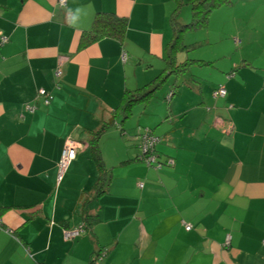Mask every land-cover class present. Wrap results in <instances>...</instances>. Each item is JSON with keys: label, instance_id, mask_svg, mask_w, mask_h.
<instances>
[{"label": "crops", "instance_id": "crops-1", "mask_svg": "<svg viewBox=\"0 0 264 264\" xmlns=\"http://www.w3.org/2000/svg\"><path fill=\"white\" fill-rule=\"evenodd\" d=\"M58 1L0 0V264H89L100 250L97 264H264V84L217 73L206 86L192 71L170 101L161 85L123 118L125 95L164 73L174 1ZM97 12L126 17L125 35L78 49ZM218 85L226 97L213 98ZM111 118L97 142L110 184L95 196L89 143ZM142 128L171 166L139 160ZM67 139L87 147L58 181ZM84 212L91 227L64 241Z\"/></svg>", "mask_w": 264, "mask_h": 264}, {"label": "rangeland", "instance_id": "rangeland-1", "mask_svg": "<svg viewBox=\"0 0 264 264\" xmlns=\"http://www.w3.org/2000/svg\"><path fill=\"white\" fill-rule=\"evenodd\" d=\"M229 1V4L217 8L211 13L203 28L185 32L182 35L185 45H195L190 51L177 54V62H183L188 58L202 59L213 64L211 66L192 65L178 77L175 75L167 77L163 86L155 92V94H161L162 102H166L162 93L169 92L170 88L173 90L176 83L180 86L183 79L188 78L192 71L199 74L201 81L197 80L198 83H203L206 86H208L206 76L210 74L216 76L217 73H222L223 76H227V73L230 75L239 73V82H242V73L251 74L252 81L246 76V82H252L257 92L262 89L264 71L253 68L258 69L261 66L264 68V0ZM191 16L190 6H181L178 21L183 24L188 23ZM230 79H232V75ZM194 81L196 82V79Z\"/></svg>", "mask_w": 264, "mask_h": 264}, {"label": "trees", "instance_id": "trees-1", "mask_svg": "<svg viewBox=\"0 0 264 264\" xmlns=\"http://www.w3.org/2000/svg\"><path fill=\"white\" fill-rule=\"evenodd\" d=\"M173 1L175 3V8L171 13V17H170L172 37L170 42L167 44V47L165 48L164 73L151 80L147 84L145 89L143 88L137 91H132V92L130 91L125 95L123 101V118L129 117V115L131 114V109L135 104L140 102H146L147 99L165 82L167 76L169 75L178 76L180 74H183L187 71V69L191 66V64L194 63L199 65H205V64L207 65V63H209L205 61L191 60L188 58L185 59L183 62H177L176 60L177 53L181 51L188 52L191 50V48L194 47L193 45H195V44L185 45L182 39V35L185 32H193L203 28L206 25L211 13L217 8L229 4L230 1L229 0H173ZM183 5H189L192 14L190 21L184 24L178 21V14L181 6ZM127 24H128V20L126 17H121L111 12H97L93 19L90 30L84 31L81 34L79 38L78 49L85 48L89 44L97 42L103 38H115L121 40L127 30ZM170 92H172V96L174 95L173 90L169 91L165 97L166 102L170 101L171 99L170 98L167 100V96ZM112 123H113V118H111L110 122L103 123L100 130H98L96 133L93 134V139L89 143V154L91 155L97 167V170L99 171V173H101L96 179L95 194H94L95 196H99L103 193L108 192V186L110 184V177L107 175L108 171L104 170V163L101 158L99 146L97 142L101 134L106 129V127ZM145 129H149V128L140 129L139 137H138L139 140H140V135ZM150 132L153 134L152 130H150ZM138 146L140 149V155H139L140 157L142 151L140 144ZM153 153L156 156V164H161V167L171 166L168 165L166 161L162 162L159 159V154L157 153L155 147L153 149ZM140 161L144 165H146L142 160ZM147 167L155 168V166L153 165ZM93 220H95L94 217L88 215L87 212H84L83 223H82L83 232H85L87 229H89V227H91ZM64 230H70V229H64ZM67 242H71V241H67ZM106 255L107 252L104 250L96 251L91 255V260L89 264H97L98 262L103 261Z\"/></svg>", "mask_w": 264, "mask_h": 264}, {"label": "built area", "instance_id": "built-area-1", "mask_svg": "<svg viewBox=\"0 0 264 264\" xmlns=\"http://www.w3.org/2000/svg\"><path fill=\"white\" fill-rule=\"evenodd\" d=\"M61 5L65 4V0H59L58 1ZM8 41V38L5 36H0V46H3L6 42ZM122 61L124 62L126 59V54L123 53L121 56ZM66 61L65 57H59L58 58V62H57V67L54 70V77H56L57 79L60 78L62 71H61V67L64 64V62ZM38 95L40 97L43 98V102L45 105H48L50 100H51V96L48 95V93L43 90L40 89L38 91ZM213 98L217 99V98H224L227 95V90L225 88L224 85H218L214 90H213ZM172 96V92H170L167 96V100L170 99ZM36 106L35 105H27L26 106V110L29 111L30 113L35 112L36 110ZM217 122V123H216ZM223 121L219 120V121H215V126L222 124ZM232 130V127H227V129L225 130V133L230 134ZM159 137L153 135L149 129H145L142 134L140 135V147H141V156L139 157L140 160H142L147 166H155V168L159 169L161 168V164H156V156L153 153V149L155 147V145L159 142ZM87 147L86 144L84 143H80L78 141L72 140V139H67L65 142V145L63 147V150L61 152V157H60V161L58 163V173H57V177H58V181H60L62 179L63 173L66 171L69 163L75 159L77 152L79 150H83ZM168 165H172L173 164V160L172 159H168L166 160ZM142 184H139V187H141ZM0 229H3L1 227V222H0ZM185 229L186 230H190L191 226L190 225H185ZM11 232V231H9ZM83 232V224L79 225L73 229L70 230H64L63 231V239L64 241H72L73 239H75L76 237L80 236V234ZM229 244V237H226V241H225V245Z\"/></svg>", "mask_w": 264, "mask_h": 264}]
</instances>
